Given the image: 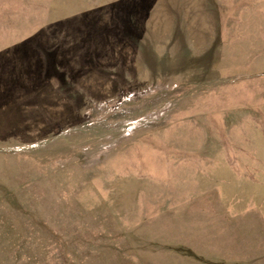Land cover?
<instances>
[{"label":"rangeland","instance_id":"374dc122","mask_svg":"<svg viewBox=\"0 0 264 264\" xmlns=\"http://www.w3.org/2000/svg\"><path fill=\"white\" fill-rule=\"evenodd\" d=\"M0 264H264V0H0Z\"/></svg>","mask_w":264,"mask_h":264}]
</instances>
